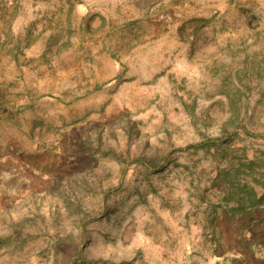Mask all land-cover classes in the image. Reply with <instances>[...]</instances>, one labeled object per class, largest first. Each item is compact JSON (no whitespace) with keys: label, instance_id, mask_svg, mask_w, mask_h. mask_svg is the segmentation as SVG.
Masks as SVG:
<instances>
[{"label":"rangeland","instance_id":"obj_1","mask_svg":"<svg viewBox=\"0 0 264 264\" xmlns=\"http://www.w3.org/2000/svg\"><path fill=\"white\" fill-rule=\"evenodd\" d=\"M243 155L264 0H0V264H264Z\"/></svg>","mask_w":264,"mask_h":264},{"label":"trees","instance_id":"obj_2","mask_svg":"<svg viewBox=\"0 0 264 264\" xmlns=\"http://www.w3.org/2000/svg\"><path fill=\"white\" fill-rule=\"evenodd\" d=\"M216 180L224 187L223 199L231 214L246 218L264 214V156L231 158L217 167Z\"/></svg>","mask_w":264,"mask_h":264}]
</instances>
